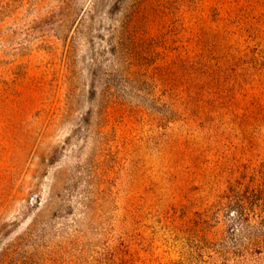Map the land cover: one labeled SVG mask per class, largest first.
<instances>
[{"label": "rangeland", "instance_id": "1", "mask_svg": "<svg viewBox=\"0 0 264 264\" xmlns=\"http://www.w3.org/2000/svg\"><path fill=\"white\" fill-rule=\"evenodd\" d=\"M262 162L264 0H0V264H264Z\"/></svg>", "mask_w": 264, "mask_h": 264}, {"label": "trees", "instance_id": "2", "mask_svg": "<svg viewBox=\"0 0 264 264\" xmlns=\"http://www.w3.org/2000/svg\"><path fill=\"white\" fill-rule=\"evenodd\" d=\"M140 9L141 6L136 5L129 9V14H126L127 16L116 30L118 39L112 40L109 44V53L114 58H118L125 51L123 48L127 39L133 42L141 40L140 37L144 33L138 31ZM104 91L108 92L107 89ZM223 198L229 211L228 216L236 215L233 218L234 221L245 223L254 221L264 229V162L256 167H247L238 177L230 181L223 193ZM250 214H253L252 218Z\"/></svg>", "mask_w": 264, "mask_h": 264}]
</instances>
